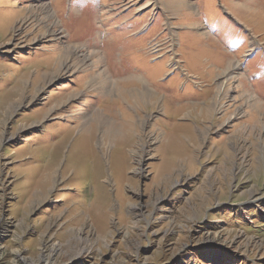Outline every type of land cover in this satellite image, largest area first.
<instances>
[{
  "label": "rangeland",
  "instance_id": "1",
  "mask_svg": "<svg viewBox=\"0 0 264 264\" xmlns=\"http://www.w3.org/2000/svg\"><path fill=\"white\" fill-rule=\"evenodd\" d=\"M0 264H264V0H0Z\"/></svg>",
  "mask_w": 264,
  "mask_h": 264
},
{
  "label": "bare ground",
  "instance_id": "2",
  "mask_svg": "<svg viewBox=\"0 0 264 264\" xmlns=\"http://www.w3.org/2000/svg\"><path fill=\"white\" fill-rule=\"evenodd\" d=\"M171 3V2H170ZM172 10V9H171ZM64 55V54H63ZM63 55H61L59 58H62L63 59ZM78 63V61H75L72 66H75L76 64ZM235 68H234V71L237 69V64L235 63ZM229 70V69H228ZM235 75V72L232 73L231 76ZM92 76V75H91ZM91 79V78H90ZM90 83V82H89ZM224 84V82H223ZM89 85V84H88ZM134 95L136 96V94L134 93ZM134 95H133V98H134ZM140 98L144 99L145 101L149 102V100L147 98H145L144 95H140ZM147 99V100H146ZM47 181V180H45ZM57 251V247L55 244H52L50 246V250L46 253V254H43L41 257L45 260V261H48V259L53 255V253Z\"/></svg>",
  "mask_w": 264,
  "mask_h": 264
}]
</instances>
